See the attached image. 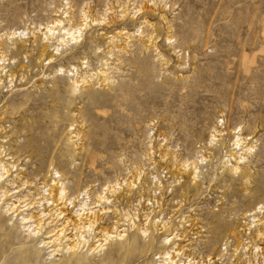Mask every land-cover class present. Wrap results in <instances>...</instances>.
I'll use <instances>...</instances> for the list:
<instances>
[{"label":"rangeland","instance_id":"1","mask_svg":"<svg viewBox=\"0 0 264 264\" xmlns=\"http://www.w3.org/2000/svg\"><path fill=\"white\" fill-rule=\"evenodd\" d=\"M125 6L129 14L121 18ZM137 8L142 13L133 17ZM82 11L89 21L76 46L58 47L56 57L54 41L43 54L32 47V38L45 43L41 29L54 15L68 28L69 16L78 24ZM11 32L16 37L7 40ZM0 40V164L7 171L0 167V264H155L167 234L184 241L174 239L172 249L189 240L182 256L198 264L207 257L244 264L240 250L228 261L230 237L240 230L243 246L264 248L244 217L264 204V187L248 195L228 171L238 136L246 146L257 135L247 170L264 145V0H0ZM73 68L76 74L56 73ZM97 69L107 82L90 80ZM81 78L89 82L73 91L71 82ZM53 180L79 202L87 189L91 199H108L110 213L99 216L98 230L117 221L126 231L129 214L150 236L128 229L126 240L98 252L89 251L98 246L93 231L77 257L61 246L50 257L57 247L41 242L61 222L29 194ZM104 186L117 188L108 196ZM11 204L19 217L10 221ZM41 213L51 217L35 238L19 220Z\"/></svg>","mask_w":264,"mask_h":264},{"label":"bare ground","instance_id":"2","mask_svg":"<svg viewBox=\"0 0 264 264\" xmlns=\"http://www.w3.org/2000/svg\"><path fill=\"white\" fill-rule=\"evenodd\" d=\"M132 10H134L133 17H135L136 14L138 15V14L142 13L141 8L132 9ZM127 11H128V9L126 8V6L123 7L119 11V13H121V15H122L121 18H126L128 16L129 13ZM53 17L56 19L49 21L41 29V31H44V33L42 32L43 33L42 35L44 36V38L43 37L42 38H43V41H45V43L43 44L42 41H40V39L35 40L34 38H32L31 39V45L34 48V47H36L34 45L37 44L38 49L40 51V54H43V53H45L46 47L48 46L47 42L54 41L55 47L53 48V52H55V57H56L59 54V53L58 54L56 53L58 51V47L62 48L64 46L66 47V45H68L70 43L75 44L78 42V38H80V36H78V35H81V33H83L82 31H84L86 29V27H87L86 22H88L89 20H88V16H87L86 12L82 11L80 13V16H79L80 20L78 19L79 20L78 24H74V22H72V20H71V16H69L70 20H68L66 22V24L68 25V28H64L63 23H65V22H63L62 20L61 21L57 20L58 16H56V15H54ZM65 18H66V16H65ZM62 19L64 20V18H62ZM145 23L148 24L147 22H145ZM97 24L102 25L103 23H97ZM97 24L95 26V24L92 23V25H94L95 27H97ZM16 33L17 32L9 33L6 36V39L7 40L15 39L14 37H16ZM141 33H140V35H141ZM36 34H37V32L34 33L33 35H36ZM101 35H103V34H101ZM136 36H139V34L135 35V37ZM107 38L106 39L109 40V37H107ZM110 38L112 39V37H110ZM130 38H131V35H127L126 39H130ZM141 38H144V37L142 36ZM111 39H110V41H108V44L114 43V42H112ZM148 40H150V39H148ZM148 40H147V42H149ZM27 41L30 43V41L28 39H27ZM49 43H51V42H49ZM11 45L13 47L14 43ZM16 45H17V43H16ZM74 46H76V45H74ZM68 47H69V45H68ZM0 48H1V46H0ZM15 48L16 49H25V45L24 46H23V44L21 46L17 45ZM111 48L116 49V47L114 48V46H111ZM119 51H120V49H119ZM111 53H112V51H111ZM109 54H110V52H109ZM52 60H53L52 56H50L49 61H52ZM48 64H49V62H48ZM102 70L99 69L98 71H96V73H94L90 77V80L93 79L92 78L93 76H97V78L99 77L102 79V82H107L108 76ZM65 71L62 69H59L58 71L56 70V73H59V75H61V73H62V75L65 73L67 75L69 73H75L76 74L77 70H75L73 68V70H69L67 72H65ZM75 74L72 76H75ZM85 79L81 78V80H79V81L74 80L73 82H71V83H73V85H72V87L74 89L73 91H76L77 88H79L81 86V84L89 82V81H86ZM78 84H80V86ZM254 134H255V129L248 136H252ZM214 136H212V139ZM256 137H257V135L255 134V136H254L255 140H254L253 144L251 143V141L254 138H252L251 141L248 144H246V146H244V145H245V142L247 141V138H241L240 136L237 137V141H236V143H234V146H236L238 148V154L236 155V157L234 156L231 158L233 161V165L228 166L229 167L228 171H229L230 175L238 176L239 180L245 186L244 193H247L248 195L255 194V193H257L258 190H260L261 186L264 187V145L261 146V148H260L261 154L256 153L255 157H251V158H253V160L251 162L252 165H256L255 169L250 168V170H247V169H249L248 168L249 167L248 166L249 160L247 158L251 154L253 149H255V144L257 142ZM71 138L75 139V138H77V136H72ZM213 141H214V139H213ZM226 160L227 159H225V161ZM196 162L195 163L193 162L195 164V166H197ZM185 165L187 166V164L183 163L182 167L186 168ZM0 167L2 168V171L4 172L5 167L1 164H0ZM185 168H184V170H185ZM196 169L193 168L192 170H196ZM5 173L7 174V171H5ZM1 178H2V175L0 176V179ZM193 180H194V177H193ZM117 184L118 183H116V186H117ZM127 185L128 184L126 183V186ZM112 186H113V184H112ZM45 187H47V186L40 187L38 189L39 192L31 193L29 195L32 196V202H33V197H36L38 200L37 199H34V200L36 201L37 204H41L42 206L52 207V209H50V210L54 211V214H56V218L58 219L59 222H61L59 225V228H55L53 231H50L48 234H46L45 238L42 239V242H41V243H43V245L40 248L45 247L46 249H50L53 247H57V249L50 250V253L53 254V255H50V257L55 256L54 254L62 252V250L61 251L58 250L60 248L59 246H61L62 249L67 250V253L70 254V257H77V252L79 250L83 249L84 247H88V241L85 240V235H88L89 233H91L93 231H96V234H100V236L97 240L96 239L94 240L95 243H98L97 248L93 247L92 249H89V251L98 250V252L101 250H104V247L107 246L111 240H117V241L123 240L124 241V239L126 238L125 234L127 233L126 231L128 229L130 232H133L135 229L137 234L139 236H141L143 239H145L147 236H150V235H148V230H147L149 228H146L145 226L144 227L141 226V228L138 227V229H137L136 228L137 226L135 224H133L134 221L132 222V220H130V218L128 216L129 214H127V216L123 215V218H124L123 221L127 222V224L128 223L130 224V227L126 231L122 230V229L118 230V228L121 225H119V223L117 221L113 222L111 230L105 229L103 227L98 230V226L96 224L99 221V216L100 217H101V215L106 216V215H108V213H110L109 209H105V206H106L105 204L108 205L109 201L107 198L105 199V197H101L103 194L96 195L95 198L91 199L87 193V191L89 189H87V191L80 193L79 196L81 198H80V202H79L78 201L79 197L70 198L67 196L65 184L62 182H59V181L55 182L53 180L50 182L48 189L47 188L45 189ZM109 188H111V190H112V189H116L117 187L113 188V187L109 186ZM47 192H50V193H47ZM111 192H114V190ZM41 194H43V195H41ZM12 195H14V194H12ZM12 195H10V196H12ZM38 195H41V196L38 197ZM4 196L5 197L7 196V194L5 192H3V194H2V198ZM10 196H7V197H10ZM74 201L75 202L77 201V203L75 204ZM73 204H75V205L73 206ZM15 205L16 204H14V205L11 204V205H9L8 208H6L7 209L6 213H10L9 214L11 217L10 221L14 218L15 214L17 213V207L18 206L16 207ZM20 208H19V210H21ZM96 209H98V210H96ZM24 211H26V209H24ZM22 213H23V211L20 213V215ZM15 217L18 218L19 213H17V215ZM50 217L51 216H49V214L41 213V215L38 216L37 218L28 215V216L22 217L19 221H20V224L23 223L22 227H23L24 232L29 231L31 234H33V237L37 238V237H39V234H41L40 231H42V229H43L42 226L44 225V222L47 221ZM244 217L250 220L249 229H250V227L255 228V233L253 234V240L254 239H260V240L264 239V204L259 203L256 208H254L250 212H247ZM120 218H121V216H120ZM33 219H35V220L33 221ZM146 219L149 221V218H146ZM40 221L42 224L40 223ZM129 224H128V226H129ZM161 224L162 223H160V226H161ZM126 227H127V225H126ZM165 227L166 226L164 224V225H162L161 229H159V230H162L163 228L165 229ZM155 229H157V228H155ZM166 229H167V227H166ZM154 231L156 232V230H154ZM164 231H166V230H164ZM241 232H242V230L238 231V233H241ZM238 233H234L230 237L231 240L233 241L234 249H233V255L231 257L232 259H229L228 261H233L234 257H236V260H238L237 255L239 253L238 251L240 250V252H242V254H244L243 256L245 257L244 258L245 259L244 264H259V263L264 264V248H260L257 245L258 243L255 244L254 242H251L250 246H248L247 244L245 246H243V244H242L243 239L240 237V235ZM163 234H164V232H163ZM169 236L170 235L167 234V236L165 238H162L161 243H162V246H165V249L162 252L157 253V255H155V257H154V260L156 261L155 264H198V262L195 263V261H191L192 259H188V257L182 256L183 255L182 254L183 248L188 247L191 244L189 242V240L186 241L188 244L186 243V245H184V246L176 245L178 248V250H177V248L172 249V247L168 246V245L171 243V241L172 242H175V241L184 242V241L182 239H177L179 237V235H178V237H176L174 235L171 239H169ZM132 237H134V236H132ZM174 239H175V241H173ZM44 240L47 242H44ZM173 246H175V244ZM243 249L244 250L248 249L250 251V252H248L247 256H246L247 252H245ZM169 250H174V251H169ZM185 251H187V250H185ZM240 259H241V257H240ZM218 260L219 259L215 260V258L207 257V261L202 262L201 264H215L216 262H218Z\"/></svg>","mask_w":264,"mask_h":264},{"label":"built area","instance_id":"3","mask_svg":"<svg viewBox=\"0 0 264 264\" xmlns=\"http://www.w3.org/2000/svg\"><path fill=\"white\" fill-rule=\"evenodd\" d=\"M101 190H103V192L105 193V195H110V194H112L111 193V188H109L108 186H104V187H102L101 188ZM135 207V206H134ZM134 210L136 211V212H138V209H135L134 208ZM131 214H132V216H134L135 217V212H131ZM144 216V215H143ZM144 219H145V217H143ZM135 219H136V217L134 218V219H132L133 221H135ZM143 219V220H144ZM142 219H140V221L139 220H137V222H138V224H140V223H145V221H143ZM146 222H148V220L146 221ZM148 224V226H149V222L147 223ZM160 226H158V228H159ZM157 260V259H156Z\"/></svg>","mask_w":264,"mask_h":264}]
</instances>
